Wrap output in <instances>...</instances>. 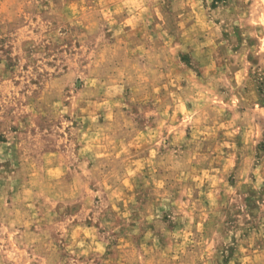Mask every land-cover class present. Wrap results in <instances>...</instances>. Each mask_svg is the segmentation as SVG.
<instances>
[{"label":"clouds","instance_id":"obj_1","mask_svg":"<svg viewBox=\"0 0 264 264\" xmlns=\"http://www.w3.org/2000/svg\"><path fill=\"white\" fill-rule=\"evenodd\" d=\"M0 264H264V0H0Z\"/></svg>","mask_w":264,"mask_h":264}]
</instances>
